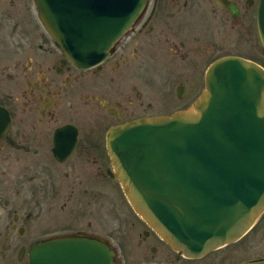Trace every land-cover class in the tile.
<instances>
[{"label": "flooded vegetation", "instance_id": "obj_1", "mask_svg": "<svg viewBox=\"0 0 264 264\" xmlns=\"http://www.w3.org/2000/svg\"><path fill=\"white\" fill-rule=\"evenodd\" d=\"M263 1L148 0L110 55L82 68L54 44L34 0H0V110L9 114L0 193L11 195L3 204L11 213L0 214L1 247L18 238L17 261L8 264H30L44 240L84 236L106 240L115 264H212L216 250L187 256L136 213L115 176L108 135L188 110L221 58L259 61ZM115 192L126 224L103 232L99 217Z\"/></svg>", "mask_w": 264, "mask_h": 264}, {"label": "water", "instance_id": "obj_2", "mask_svg": "<svg viewBox=\"0 0 264 264\" xmlns=\"http://www.w3.org/2000/svg\"><path fill=\"white\" fill-rule=\"evenodd\" d=\"M148 0H35L56 46L75 65L100 64ZM264 46V2L258 15ZM0 138L9 114L0 110ZM108 148L134 210L174 249L199 257L242 238L264 212V69L214 62L191 110L112 128ZM102 238L37 243L30 264H115ZM236 264H264V258Z\"/></svg>", "mask_w": 264, "mask_h": 264}, {"label": "rangeland", "instance_id": "obj_3", "mask_svg": "<svg viewBox=\"0 0 264 264\" xmlns=\"http://www.w3.org/2000/svg\"><path fill=\"white\" fill-rule=\"evenodd\" d=\"M258 46V54L255 55L254 58L264 63V48L262 47L260 40ZM248 55L251 57L250 53H248ZM116 194H118V192H115L113 208L112 205H109L107 207L109 210L111 209V211L108 213L109 216L100 215L99 217L102 218L99 220V222L101 224L100 228L102 226L101 229H103V232L114 226L115 228L121 226L120 230L125 227V216L119 209L121 200L118 199V195ZM6 198H11L9 191H3L2 194L0 193V214L5 212L11 213L10 208H7V211H5L4 209L5 207L3 206V204ZM104 234H106V232ZM12 240V243L10 245L8 244L10 246V248L8 249L1 247L2 243L0 240V264H8L7 262L17 261V254L15 256V254H13V251L14 245L18 241V238L13 237ZM222 254H224V258H219L220 260H218L216 257H218L219 255L221 256ZM213 256L215 257V260L212 262V264H229L235 261H244L247 259H254L264 256V215L259 219L253 229L249 231L243 238L235 243L217 250ZM27 260L28 259H26V261Z\"/></svg>", "mask_w": 264, "mask_h": 264}, {"label": "bare ground", "instance_id": "obj_4", "mask_svg": "<svg viewBox=\"0 0 264 264\" xmlns=\"http://www.w3.org/2000/svg\"><path fill=\"white\" fill-rule=\"evenodd\" d=\"M204 89H205V87H204ZM204 89H203V91H204ZM203 91H202V92H203ZM202 92H201V93H202ZM200 95H201V94H200ZM200 95H199V96H200ZM195 101H196V100H195ZM192 107H193V105H192L188 110H191ZM188 110H183V112H186V111H188Z\"/></svg>", "mask_w": 264, "mask_h": 264}]
</instances>
